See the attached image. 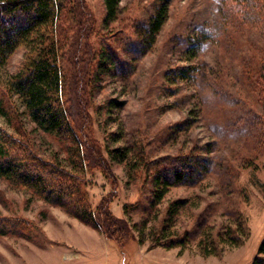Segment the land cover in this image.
<instances>
[{
  "label": "rangeland",
  "instance_id": "374dc122",
  "mask_svg": "<svg viewBox=\"0 0 264 264\" xmlns=\"http://www.w3.org/2000/svg\"><path fill=\"white\" fill-rule=\"evenodd\" d=\"M83 2L91 23L80 29L76 15L59 23L67 48L58 65L72 135L35 131L9 94L0 127L43 159L68 167L79 143L100 151L109 175L84 171L89 205L94 212L114 194L110 211L129 221L133 238L119 246L0 178V264L264 259L258 254L264 239V0H121L114 21H106L103 0ZM165 5L153 37L148 24ZM24 60L19 48L0 76L17 73ZM125 149V162L107 154ZM179 168L188 180L155 203L162 191L155 179ZM226 227L239 233L241 245L220 243ZM203 233L220 244L218 255L201 254ZM181 239V246L164 247Z\"/></svg>",
  "mask_w": 264,
  "mask_h": 264
},
{
  "label": "trees",
  "instance_id": "16d2710c",
  "mask_svg": "<svg viewBox=\"0 0 264 264\" xmlns=\"http://www.w3.org/2000/svg\"><path fill=\"white\" fill-rule=\"evenodd\" d=\"M120 2L121 0H103L106 21L117 18ZM83 6V0H0V74L6 68L9 58L19 48L25 49V60L21 69L15 74L0 76L1 114L8 116L3 99L9 94L15 98L14 102L19 104L22 113L34 125L35 131L54 137L72 135L74 127L62 99L63 80L58 65L59 53L66 47L59 23L63 22L66 15H76L79 20H75V24L81 23L80 29L91 23V15ZM166 13L167 5L149 22L148 30L153 37L161 28ZM17 131L19 135L24 134L19 129ZM74 149V161L68 167L55 159H43L31 150L25 139H18L0 127V178L31 192L52 206L63 209L70 217L123 246L133 238L132 228L127 219L117 218L111 213L110 205L114 194L102 198L93 212L85 191L84 171L98 169L109 175L106 159L100 151L90 150L84 142ZM127 152L126 149L113 150L107 154L113 160L125 162ZM187 172L179 168L160 174L155 182L162 191H156L155 203L161 202L169 188L187 181ZM226 229V237L224 240L220 239V243L224 247L241 245L239 233L229 227ZM209 238V235L203 233L198 243L200 252L205 257L220 253V244L215 245ZM183 243L184 239L173 240L164 247L171 249ZM258 254H264V239L259 245ZM253 264H264V259L257 257Z\"/></svg>",
  "mask_w": 264,
  "mask_h": 264
}]
</instances>
